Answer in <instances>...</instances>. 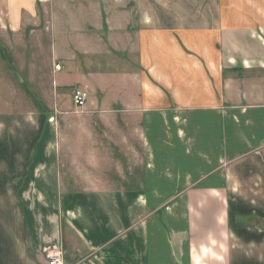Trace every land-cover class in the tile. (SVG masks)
<instances>
[{
    "label": "crops",
    "instance_id": "0c3cea01",
    "mask_svg": "<svg viewBox=\"0 0 264 264\" xmlns=\"http://www.w3.org/2000/svg\"><path fill=\"white\" fill-rule=\"evenodd\" d=\"M36 31L50 95L0 110V264H264V0H0V32Z\"/></svg>",
    "mask_w": 264,
    "mask_h": 264
},
{
    "label": "rangeland",
    "instance_id": "374dc122",
    "mask_svg": "<svg viewBox=\"0 0 264 264\" xmlns=\"http://www.w3.org/2000/svg\"><path fill=\"white\" fill-rule=\"evenodd\" d=\"M41 27L38 25L34 30L41 32ZM40 32H34L33 36L21 32L20 37L0 32V47L14 51L11 57L12 66L15 68V71L11 72L4 61L0 60V110L4 108L13 113L29 109L38 111L41 96L50 95L48 87L42 86L43 75L47 71L49 38L39 34ZM30 63L33 65L29 66L31 69L28 70ZM14 73L20 77L18 80L15 79ZM26 79L29 83L27 86L19 84ZM74 110L81 111L76 108Z\"/></svg>",
    "mask_w": 264,
    "mask_h": 264
},
{
    "label": "built area",
    "instance_id": "2783aa9c",
    "mask_svg": "<svg viewBox=\"0 0 264 264\" xmlns=\"http://www.w3.org/2000/svg\"><path fill=\"white\" fill-rule=\"evenodd\" d=\"M54 70L55 71H59L60 70V66L59 65H55L54 66ZM87 101V94L83 91L80 90H74L71 94V102L72 105L74 106V108L76 109H82L84 107V105L86 104ZM46 260H47V264H61V258H60V254L59 253H46Z\"/></svg>",
    "mask_w": 264,
    "mask_h": 264
}]
</instances>
